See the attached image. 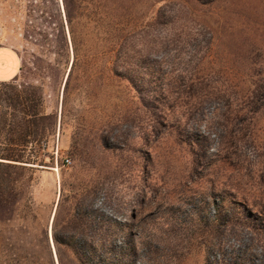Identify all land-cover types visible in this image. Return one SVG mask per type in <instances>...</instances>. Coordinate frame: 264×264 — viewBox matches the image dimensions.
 I'll return each mask as SVG.
<instances>
[{
    "label": "rangeland",
    "instance_id": "1",
    "mask_svg": "<svg viewBox=\"0 0 264 264\" xmlns=\"http://www.w3.org/2000/svg\"><path fill=\"white\" fill-rule=\"evenodd\" d=\"M39 1L0 0V45L28 64L18 82L41 84L48 111L58 114L26 217L0 223V264H47L48 249L54 264L59 250L76 264L96 238L118 248L125 264H264V0H219L217 9L140 0L145 23L160 10L165 16L145 33L144 48L163 84L180 79L168 94L190 91L187 76H208L220 98L160 111L143 92L128 110L121 81L75 76L65 114L72 51L60 76L30 70L35 56L53 58L27 33ZM127 112L133 121H120ZM56 236L74 247L58 249Z\"/></svg>",
    "mask_w": 264,
    "mask_h": 264
},
{
    "label": "trees",
    "instance_id": "2",
    "mask_svg": "<svg viewBox=\"0 0 264 264\" xmlns=\"http://www.w3.org/2000/svg\"><path fill=\"white\" fill-rule=\"evenodd\" d=\"M195 1L211 9L219 7V0ZM32 6L28 37L41 44L45 55L53 58L45 63L46 57L35 56L30 70L37 76H60L61 66L71 58V51L73 54L63 89L64 114L70 105L75 76H108L111 84L115 79L121 81L128 110L140 98H146L143 92L152 94V100L158 104L154 109L169 103L172 111L181 106L192 111L220 98L208 76H187L184 83L190 91L168 94L180 79L163 84L159 80L164 76L159 61L153 62L152 52L144 48L147 30L155 23H163L165 16L161 10L145 23L140 17V0H62L63 10L57 0H40ZM26 68L27 62L22 61L20 71L24 73ZM19 78L18 73L13 79L0 80V223L26 217L32 202L34 172L43 164L38 163L39 159L49 153L58 124L57 112L48 111L44 87L26 80L18 82ZM155 80L161 85H153ZM128 112L120 121H133ZM56 243L58 249L62 245L74 247L72 241L57 236ZM107 243L110 242L103 238L93 239L92 254H78L76 264H125L121 251ZM46 253L47 264H54L50 250ZM59 262L66 264L60 250ZM31 264H34L32 257Z\"/></svg>",
    "mask_w": 264,
    "mask_h": 264
},
{
    "label": "crops",
    "instance_id": "3",
    "mask_svg": "<svg viewBox=\"0 0 264 264\" xmlns=\"http://www.w3.org/2000/svg\"><path fill=\"white\" fill-rule=\"evenodd\" d=\"M22 57L17 48L0 45V80L13 79L20 73Z\"/></svg>",
    "mask_w": 264,
    "mask_h": 264
},
{
    "label": "built area",
    "instance_id": "4",
    "mask_svg": "<svg viewBox=\"0 0 264 264\" xmlns=\"http://www.w3.org/2000/svg\"><path fill=\"white\" fill-rule=\"evenodd\" d=\"M65 161L67 164H71L72 163V159L70 157H66Z\"/></svg>",
    "mask_w": 264,
    "mask_h": 264
},
{
    "label": "water",
    "instance_id": "5",
    "mask_svg": "<svg viewBox=\"0 0 264 264\" xmlns=\"http://www.w3.org/2000/svg\"><path fill=\"white\" fill-rule=\"evenodd\" d=\"M67 77H68V74H67V76H66L65 83H66ZM65 83H64V85H65Z\"/></svg>",
    "mask_w": 264,
    "mask_h": 264
}]
</instances>
